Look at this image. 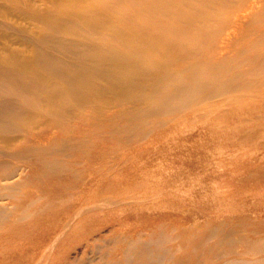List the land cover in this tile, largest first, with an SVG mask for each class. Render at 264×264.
I'll list each match as a JSON object with an SVG mask.
<instances>
[{
    "label": "bare ground",
    "instance_id": "obj_1",
    "mask_svg": "<svg viewBox=\"0 0 264 264\" xmlns=\"http://www.w3.org/2000/svg\"><path fill=\"white\" fill-rule=\"evenodd\" d=\"M259 88L264 0H0V239L38 229L17 264H264L246 220L122 232L119 255L63 251L103 210L144 202L135 160L153 130Z\"/></svg>",
    "mask_w": 264,
    "mask_h": 264
},
{
    "label": "rangeland",
    "instance_id": "obj_2",
    "mask_svg": "<svg viewBox=\"0 0 264 264\" xmlns=\"http://www.w3.org/2000/svg\"><path fill=\"white\" fill-rule=\"evenodd\" d=\"M229 96L235 98L221 111L188 116L176 128L153 130L142 146L145 152L135 160L137 172L143 171L140 186L143 188L140 192L132 190L145 203L132 204L112 215L110 210H103L100 219L75 236L63 251L70 256L95 258V251L101 248L110 250L112 256L119 255L120 245L113 244L115 235L147 232L146 235L158 236L164 224L170 230L192 221L202 224L208 220L214 223L246 220L261 225L256 236L264 237V88L251 94L236 91ZM101 163L97 161L94 166ZM118 176L121 182L127 178L126 173ZM66 180L63 177L60 182ZM129 190H118L111 196L131 195L133 191ZM53 219L52 215L43 218L42 224L30 221L27 229ZM37 230L25 240L2 237L0 250L6 256L13 253L5 259L1 257L2 264H17L19 249L25 255L28 253L24 247L40 236ZM56 264H60V259Z\"/></svg>",
    "mask_w": 264,
    "mask_h": 264
}]
</instances>
